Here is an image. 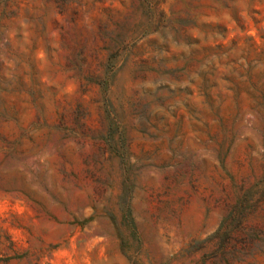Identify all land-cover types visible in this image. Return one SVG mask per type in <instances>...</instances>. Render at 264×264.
<instances>
[{
  "label": "rangeland",
  "instance_id": "374dc122",
  "mask_svg": "<svg viewBox=\"0 0 264 264\" xmlns=\"http://www.w3.org/2000/svg\"><path fill=\"white\" fill-rule=\"evenodd\" d=\"M0 264H264V0H0Z\"/></svg>",
  "mask_w": 264,
  "mask_h": 264
}]
</instances>
